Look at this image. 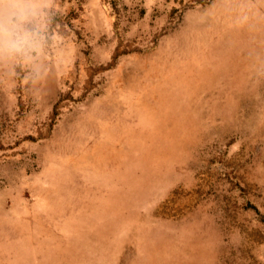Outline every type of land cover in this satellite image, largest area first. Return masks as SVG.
<instances>
[{
    "label": "rangeland",
    "instance_id": "obj_1",
    "mask_svg": "<svg viewBox=\"0 0 264 264\" xmlns=\"http://www.w3.org/2000/svg\"><path fill=\"white\" fill-rule=\"evenodd\" d=\"M34 6L39 53L0 57V264H264V0Z\"/></svg>",
    "mask_w": 264,
    "mask_h": 264
},
{
    "label": "clouds",
    "instance_id": "obj_2",
    "mask_svg": "<svg viewBox=\"0 0 264 264\" xmlns=\"http://www.w3.org/2000/svg\"><path fill=\"white\" fill-rule=\"evenodd\" d=\"M36 0H0V57L25 61L39 53L40 36L33 26L38 16Z\"/></svg>",
    "mask_w": 264,
    "mask_h": 264
},
{
    "label": "trees",
    "instance_id": "obj_3",
    "mask_svg": "<svg viewBox=\"0 0 264 264\" xmlns=\"http://www.w3.org/2000/svg\"><path fill=\"white\" fill-rule=\"evenodd\" d=\"M120 53H121V51L118 50V52H117V54L115 55V57H117ZM113 63H115V61H114Z\"/></svg>",
    "mask_w": 264,
    "mask_h": 264
}]
</instances>
